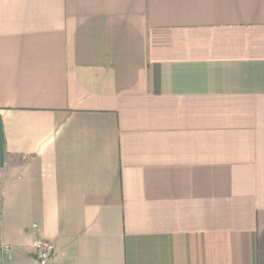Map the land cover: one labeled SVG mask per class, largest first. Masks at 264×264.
<instances>
[{"label":"crops","instance_id":"crops-1","mask_svg":"<svg viewBox=\"0 0 264 264\" xmlns=\"http://www.w3.org/2000/svg\"><path fill=\"white\" fill-rule=\"evenodd\" d=\"M0 127V264H264V0H0Z\"/></svg>","mask_w":264,"mask_h":264},{"label":"built area","instance_id":"built-area-1","mask_svg":"<svg viewBox=\"0 0 264 264\" xmlns=\"http://www.w3.org/2000/svg\"><path fill=\"white\" fill-rule=\"evenodd\" d=\"M33 231L37 232L38 226L36 224L32 225ZM8 249V247H4ZM33 257L37 264H56L54 259V247L46 239L41 236H35L32 242Z\"/></svg>","mask_w":264,"mask_h":264},{"label":"trees","instance_id":"trees-1","mask_svg":"<svg viewBox=\"0 0 264 264\" xmlns=\"http://www.w3.org/2000/svg\"><path fill=\"white\" fill-rule=\"evenodd\" d=\"M3 145H4V142H3V138L1 136V127H0V154L2 153Z\"/></svg>","mask_w":264,"mask_h":264}]
</instances>
